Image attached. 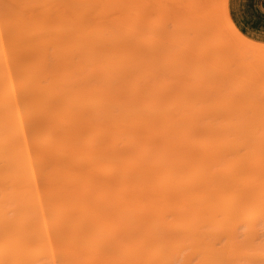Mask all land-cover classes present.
<instances>
[{
	"label": "rangeland",
	"instance_id": "obj_1",
	"mask_svg": "<svg viewBox=\"0 0 264 264\" xmlns=\"http://www.w3.org/2000/svg\"><path fill=\"white\" fill-rule=\"evenodd\" d=\"M0 50L13 89L0 108L22 121L21 133L1 123L13 129L0 149L27 148L34 178L15 198L0 155V231L31 245L47 230L54 253L26 263L162 264L163 244L182 247L168 264L197 245L228 264L232 225L235 247L254 248L241 263L264 264L240 208L206 213L219 239L199 228L207 201L264 181V41L240 31L229 0H0ZM7 251L0 241V264Z\"/></svg>",
	"mask_w": 264,
	"mask_h": 264
},
{
	"label": "bare ground",
	"instance_id": "obj_2",
	"mask_svg": "<svg viewBox=\"0 0 264 264\" xmlns=\"http://www.w3.org/2000/svg\"><path fill=\"white\" fill-rule=\"evenodd\" d=\"M1 51V50H0ZM2 53V51H1ZM3 75L0 76V79ZM8 80V81H4ZM9 78L4 75L3 80L0 81L2 85H0V97L7 102L6 97H12V84L9 82ZM9 88V89H7ZM2 89L6 90L7 94L4 96ZM8 104L5 103L4 106L0 108V125L4 123L6 119L9 117L14 118V124L12 127H17V132L21 133L22 131V121L19 113L13 115V113L7 110ZM7 130V127L4 131L0 127V133L6 132L9 133L13 128ZM22 135V134H21ZM252 137V134H250ZM0 155L2 159L6 162L7 168L16 169V177L13 181L14 193L10 192L15 198H20L28 192V188L33 183V168H31L30 159L24 160L23 157H28L29 153L27 148H16L15 145H5L0 149ZM179 177V176H177ZM3 190L0 192V210L2 207V195ZM240 208V214L243 217V222L245 223L246 228L242 233L244 235H251L253 239L263 238L264 241V181L258 185L255 190H251L244 197H235L232 199L231 203L224 204L219 199L212 198L203 206V209H199L198 216L201 219V225L199 228H203L204 226L211 225V233L210 236L213 239H219L218 232L222 228V223L220 221H208L205 218L206 213H211L218 218H225L229 216L234 210ZM25 215L24 209L18 214L17 219L23 218ZM0 223L3 222V217H0ZM33 230V229H32ZM18 233L15 231L13 226L9 223H5L3 230L0 231V241L3 242V245L7 247L8 255L4 264H28L26 263L27 255L34 250L43 251L45 253V257L49 260H53L54 253L50 251V236L45 230L42 232V236L37 239V243L27 245L25 243L11 244L12 238ZM73 233V231H72ZM20 237L24 238L27 236L28 231L19 232ZM96 235L100 234L99 230L95 231ZM209 235V232H208ZM237 231L235 226H228L226 228V241L231 243L232 249L228 251L227 255L229 258L228 264H242L241 260H243L248 255H251L254 251L253 246L250 244H246L245 248H237L235 247ZM236 236V238H235ZM223 237V236H222ZM251 241H249L250 243ZM158 243V242H157ZM162 249V255L160 261L162 264H168L172 261L180 260V255L182 251V247H179L173 251L164 250L163 244L157 245ZM213 250H217L216 248H211L209 246H195L192 247L191 253L184 258L181 264H211L212 261H220L224 255L225 250H220L219 252H215ZM221 252V254H220ZM259 257L264 261V250L259 253Z\"/></svg>",
	"mask_w": 264,
	"mask_h": 264
},
{
	"label": "crops",
	"instance_id": "obj_3",
	"mask_svg": "<svg viewBox=\"0 0 264 264\" xmlns=\"http://www.w3.org/2000/svg\"><path fill=\"white\" fill-rule=\"evenodd\" d=\"M229 11L244 35L264 41V0H229Z\"/></svg>",
	"mask_w": 264,
	"mask_h": 264
}]
</instances>
